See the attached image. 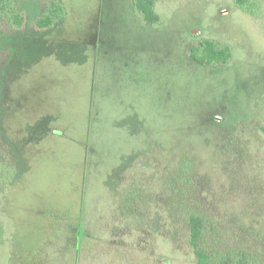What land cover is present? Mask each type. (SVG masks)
Instances as JSON below:
<instances>
[{"label": "rangeland", "instance_id": "1", "mask_svg": "<svg viewBox=\"0 0 264 264\" xmlns=\"http://www.w3.org/2000/svg\"><path fill=\"white\" fill-rule=\"evenodd\" d=\"M9 1L25 24L0 16V264H61L69 225V264H197L192 214L213 264H264V0H156L155 24L135 0ZM52 1L64 19L35 31ZM205 41L231 58L196 62Z\"/></svg>", "mask_w": 264, "mask_h": 264}, {"label": "trees", "instance_id": "2", "mask_svg": "<svg viewBox=\"0 0 264 264\" xmlns=\"http://www.w3.org/2000/svg\"><path fill=\"white\" fill-rule=\"evenodd\" d=\"M156 0H135L134 8L136 12L142 15L145 22L155 24L160 21V17L154 11ZM236 5L249 14H256L257 4L252 0H235ZM14 7L9 0H0V16L6 14L9 20L18 29L23 28L25 24L24 14L14 11ZM64 19V11L61 4L57 1L50 2L46 12L40 15L34 23L35 31H43L52 28L57 22ZM191 57L200 64H219L227 62L231 58V49L229 47H220L212 41H205L199 47L191 49ZM264 135V122L260 128ZM190 241L192 251L197 260V264H213L207 255L201 249V241L203 235L202 218L197 214H192L189 219ZM82 238L80 236L79 227L69 225L64 228L61 233L56 236V242H50V248H54V253L58 255L61 264H69V261L82 252ZM49 248V249H50ZM152 258V256H150ZM47 256L46 261H48ZM62 261V262H61ZM64 262V263H63ZM72 264V263H70ZM141 264V263H140ZM216 264H249L246 258H242L235 262L231 258L224 257Z\"/></svg>", "mask_w": 264, "mask_h": 264}]
</instances>
